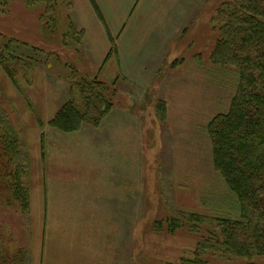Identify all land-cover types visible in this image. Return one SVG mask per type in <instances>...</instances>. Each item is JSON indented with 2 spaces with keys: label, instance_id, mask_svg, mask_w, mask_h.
I'll return each instance as SVG.
<instances>
[{
  "label": "rangeland",
  "instance_id": "obj_1",
  "mask_svg": "<svg viewBox=\"0 0 264 264\" xmlns=\"http://www.w3.org/2000/svg\"><path fill=\"white\" fill-rule=\"evenodd\" d=\"M68 1L83 36L67 33L65 8L60 27L48 29L44 4L0 5V33L35 58L23 92L0 69V104L30 155L28 208L0 202V264H192L204 258L207 227H173V219L227 214L206 199L232 194L205 127L228 105L211 60L226 0L179 14L191 19L182 29L169 15L172 0H96L106 23L91 0ZM95 76L116 89L108 113L71 132L51 126L64 103L79 100L77 82ZM249 261L264 256L211 254L207 264Z\"/></svg>",
  "mask_w": 264,
  "mask_h": 264
},
{
  "label": "trees",
  "instance_id": "obj_2",
  "mask_svg": "<svg viewBox=\"0 0 264 264\" xmlns=\"http://www.w3.org/2000/svg\"><path fill=\"white\" fill-rule=\"evenodd\" d=\"M24 1L29 5L44 4L41 18L48 29L60 27L65 8L67 33L84 35V29L75 31L70 1ZM7 2L0 0V5ZM91 2L106 23L97 1ZM217 12L219 37L211 60L222 69L221 82L228 92V105L205 127L212 142L213 164L232 194L215 192L206 199L213 210L224 209L227 214L190 212L173 219V227L187 224L195 231L207 227L208 235L198 244L204 258L188 259L192 264H207L211 254L224 258L264 256V0H226ZM108 34L114 47L110 30ZM20 48L19 40L0 33V69L23 92L21 78L29 80L35 58ZM76 85L79 100L64 103L49 121L51 126L66 132L77 130L85 121L99 122L114 105L116 89L98 81L96 76L82 78ZM3 92L0 86V95ZM29 162L21 131L0 104V202L10 205L18 201L24 211L28 208Z\"/></svg>",
  "mask_w": 264,
  "mask_h": 264
},
{
  "label": "crops",
  "instance_id": "obj_3",
  "mask_svg": "<svg viewBox=\"0 0 264 264\" xmlns=\"http://www.w3.org/2000/svg\"><path fill=\"white\" fill-rule=\"evenodd\" d=\"M170 4H171L170 8H172V11H171L172 13H170L169 15L173 16V21L177 22L182 29L184 27L183 23H185V27H186L189 21H191V19H185L184 17V19L181 21L179 20L178 15L181 13H184L186 16L190 12H193L192 14H194L195 7L202 4V0H200L199 2L193 1V0H172ZM159 22L160 21L158 20L157 23ZM177 30H175L173 33L174 38L176 37ZM155 40L157 41V44L162 43V40H158V39H155ZM165 43L167 44L168 41H165Z\"/></svg>",
  "mask_w": 264,
  "mask_h": 264
}]
</instances>
